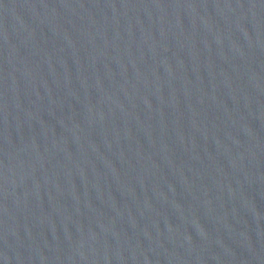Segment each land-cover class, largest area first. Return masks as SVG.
Wrapping results in <instances>:
<instances>
[{
  "label": "water",
  "instance_id": "obj_1",
  "mask_svg": "<svg viewBox=\"0 0 264 264\" xmlns=\"http://www.w3.org/2000/svg\"><path fill=\"white\" fill-rule=\"evenodd\" d=\"M0 264H264V0H0Z\"/></svg>",
  "mask_w": 264,
  "mask_h": 264
}]
</instances>
